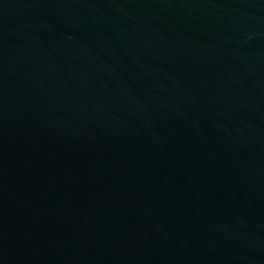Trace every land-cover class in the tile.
<instances>
[{
    "label": "water",
    "instance_id": "obj_1",
    "mask_svg": "<svg viewBox=\"0 0 264 264\" xmlns=\"http://www.w3.org/2000/svg\"><path fill=\"white\" fill-rule=\"evenodd\" d=\"M0 264H264V0H0Z\"/></svg>",
    "mask_w": 264,
    "mask_h": 264
}]
</instances>
